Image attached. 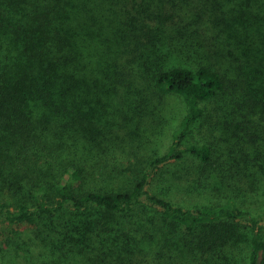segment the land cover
Here are the masks:
<instances>
[{
  "label": "trees",
  "instance_id": "1",
  "mask_svg": "<svg viewBox=\"0 0 264 264\" xmlns=\"http://www.w3.org/2000/svg\"><path fill=\"white\" fill-rule=\"evenodd\" d=\"M169 96L185 111L168 149L129 159ZM215 100L218 139L201 141ZM186 153L193 206L167 198L162 167ZM251 194L264 205V0H0V220L25 229L18 264H236L242 241L264 264Z\"/></svg>",
  "mask_w": 264,
  "mask_h": 264
},
{
  "label": "rangeland",
  "instance_id": "2",
  "mask_svg": "<svg viewBox=\"0 0 264 264\" xmlns=\"http://www.w3.org/2000/svg\"><path fill=\"white\" fill-rule=\"evenodd\" d=\"M220 103L215 100L209 107L210 110L208 111L207 117H205L201 122H204V125L207 127L205 131V127L198 131L196 137L204 141L206 138L210 141H216L218 138V133L221 129L213 128V123L217 120H220V115H223L219 111ZM245 109V108H244ZM244 111H247L246 109ZM162 111V117L157 121L155 126H147L151 128V132L149 137H146L145 144L140 143L141 145H135L134 151L128 150L127 153L124 155L127 156L129 159H135L136 161L141 162L142 160H146L149 156L154 155V153H161L165 152L169 144L171 142V133L173 128L177 125L181 115L185 111V106L181 99L178 96H169L165 98L163 109L162 107L158 110ZM227 112V113H226ZM225 112L224 116H228V110ZM224 121V119H222ZM240 121L242 119H239ZM203 125V126H204ZM209 125H211L210 128ZM212 129V134L209 133V130ZM140 148V149H138ZM186 158L184 160L179 161H171L170 163L162 166L163 169L170 171L171 176L174 174L173 178H175V182L178 183V186L175 184L174 187H171V195L167 196V198L171 199L173 202H177L183 206H193L196 203H200L204 201V193L197 190L189 191V189L185 188L187 184L191 183V187L193 184L197 183V174L195 173L196 170L193 169L194 165H199V162L194 159V157L188 156L185 154ZM167 181V177L164 176L163 181ZM172 178H170V181ZM166 183V182H164ZM155 184L158 185L157 188L155 186H149L148 189L150 192H159L163 185V182L160 181L159 178L155 181ZM247 207L248 209L252 210L253 212H258L264 210V205L261 201V197L258 195L251 194L243 202V207ZM8 224V225H7ZM259 225L264 227V216L260 219ZM27 226V225H26ZM29 227V226H28ZM6 228V230H5ZM22 230L25 233V229L23 226H16L13 227L9 223L3 222L0 220V264H18L16 257L12 255L11 250L21 255V250L16 249L14 250L15 244H20L25 237H19L17 234L13 233L12 229ZM6 237L11 238V241L6 242ZM10 244V245H9ZM248 246L246 241L241 242V258L236 261V264H246L247 254H248ZM22 258V257H21ZM14 259L15 263H12ZM35 261H38V258H35Z\"/></svg>",
  "mask_w": 264,
  "mask_h": 264
}]
</instances>
